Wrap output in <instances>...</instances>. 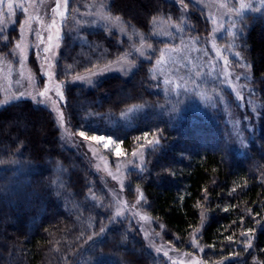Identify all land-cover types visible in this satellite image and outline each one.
I'll use <instances>...</instances> for the list:
<instances>
[{"label":"trees","instance_id":"trees-1","mask_svg":"<svg viewBox=\"0 0 264 264\" xmlns=\"http://www.w3.org/2000/svg\"><path fill=\"white\" fill-rule=\"evenodd\" d=\"M91 2L151 45L158 19L182 20L168 0H73L72 8ZM244 15L222 40L231 61L252 73L242 99L220 75L169 97L150 71L153 60L133 56L106 29L67 38L58 64L68 81L126 55L134 60L128 78L68 86V119L77 133L114 138L127 156L147 149L143 166L127 174V196L141 194L166 241L202 250L208 264H264V8ZM190 20L189 34L209 28L200 9ZM106 202L99 177L63 145L49 110L29 100L0 109V264H168L136 230L112 223Z\"/></svg>","mask_w":264,"mask_h":264},{"label":"rangeland","instance_id":"rangeland-1","mask_svg":"<svg viewBox=\"0 0 264 264\" xmlns=\"http://www.w3.org/2000/svg\"><path fill=\"white\" fill-rule=\"evenodd\" d=\"M168 1L181 9L182 20L158 19L152 33L155 41L149 49L147 36L108 16L104 3L91 2L81 9H73V0H5L0 4L3 9L0 15V109L19 100H29L49 110L59 128L63 145L84 156L99 177L107 196L106 205L112 223L122 222L136 230L147 248L168 264H208L203 259L202 250L177 249L166 241L162 227L148 213L141 194L138 193L134 199L127 196V174L143 166L147 149L140 148L127 156L114 138H111L113 143L108 147L103 142L83 139L72 129L68 119V86L94 89L109 76L128 78L137 67L134 60L126 55L110 65L68 81L62 80L58 72L67 38L82 40L89 32L106 29L125 38L133 56L153 60L150 71L160 84V90L169 97L190 94L198 90L204 80L217 75L222 77L224 84L237 98L247 96L251 89L248 82L252 79V73L243 63L231 61L222 40L226 41L227 36L234 34V25L241 12L260 11L264 8V0ZM8 2L13 4L12 14L8 12ZM240 4L245 5V8L241 9ZM18 5H23L26 10L23 14ZM198 9L204 12L210 25L208 30H202L201 35H192L188 33L191 28L190 17L196 16ZM24 21L28 23L24 24ZM49 35L52 36L51 41L48 40ZM159 50H163V59L160 64H156V60H161ZM186 63L190 64L187 75L182 70ZM197 69L203 76L202 82L190 79L191 73ZM161 78L177 85L183 78L190 91L178 93L170 88V84L163 83ZM42 92L44 96L40 95ZM117 150L121 152L120 156L116 155Z\"/></svg>","mask_w":264,"mask_h":264},{"label":"snow or ice","instance_id":"snow-or-ice-1","mask_svg":"<svg viewBox=\"0 0 264 264\" xmlns=\"http://www.w3.org/2000/svg\"><path fill=\"white\" fill-rule=\"evenodd\" d=\"M5 2V0H0V4H3ZM238 2V0H237ZM18 7L20 8L21 10V13L23 14L26 10L23 8V5H18ZM57 7H59V5H57ZM240 8L241 9H244L245 8V5L243 4H240ZM7 9H8V12L9 14H12V10H13V4L11 2H8L7 3ZM258 11V10H257ZM3 14V9L0 8V15ZM116 19L118 20L119 17H116ZM238 20H239V23L241 24H245V20H246V16L244 15L243 12H241L239 15H238ZM28 21H24V24H27ZM246 26V25H245ZM0 35H2V33H0ZM48 40L51 41L52 40V36L49 35L48 36ZM17 47H19V45H17ZM149 49L152 48V45L149 44L147 46ZM45 51H48V49H45ZM161 51V60H156L155 63L156 64H160L162 59H163V50H159ZM152 55H154L155 53H151ZM190 69V64L186 63L183 67V71H185L186 75L188 73ZM206 74V73H205ZM78 79H82V78H78ZM190 79L192 81H196L197 79H199L201 82L203 81V76L200 74V71L199 69H197L195 72L191 73V76H190ZM244 79H247V77H244ZM161 81L165 84H170L169 81H164L163 78H161ZM170 88L178 93H181V92H188L190 91V89H188V87L184 84L183 82V78H181V81L180 83L177 85V84H170ZM194 90V89H193ZM41 96H44L45 93L42 92L40 93ZM21 96H23V94H21ZM79 136L82 137L83 139L85 140H91V141H97V142H103L104 143V146L105 147H108L110 144L113 143V140L110 138V137H105L103 135H87L85 131H80L79 132ZM116 155L117 156H120L121 155V152L119 150L116 151ZM249 232H251V230H249ZM251 245L249 244L248 247H250ZM165 255H167V253H165Z\"/></svg>","mask_w":264,"mask_h":264}]
</instances>
